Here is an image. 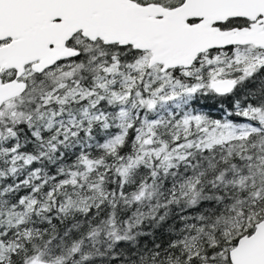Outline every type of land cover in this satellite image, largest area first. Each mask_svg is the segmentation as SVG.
Here are the masks:
<instances>
[{"label": "snow or ice", "instance_id": "snow-or-ice-1", "mask_svg": "<svg viewBox=\"0 0 264 264\" xmlns=\"http://www.w3.org/2000/svg\"><path fill=\"white\" fill-rule=\"evenodd\" d=\"M0 264H264V0H0Z\"/></svg>", "mask_w": 264, "mask_h": 264}, {"label": "trees", "instance_id": "trees-1", "mask_svg": "<svg viewBox=\"0 0 264 264\" xmlns=\"http://www.w3.org/2000/svg\"><path fill=\"white\" fill-rule=\"evenodd\" d=\"M211 103H212V101H207V102H206V104H209V105H210Z\"/></svg>", "mask_w": 264, "mask_h": 264}]
</instances>
